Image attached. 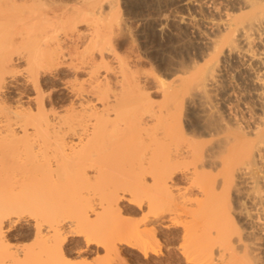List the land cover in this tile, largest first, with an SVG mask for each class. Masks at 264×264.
<instances>
[{
  "label": "bare ground",
  "instance_id": "1",
  "mask_svg": "<svg viewBox=\"0 0 264 264\" xmlns=\"http://www.w3.org/2000/svg\"><path fill=\"white\" fill-rule=\"evenodd\" d=\"M120 1L0 0V264H264V0Z\"/></svg>",
  "mask_w": 264,
  "mask_h": 264
},
{
  "label": "rangeland",
  "instance_id": "2",
  "mask_svg": "<svg viewBox=\"0 0 264 264\" xmlns=\"http://www.w3.org/2000/svg\"><path fill=\"white\" fill-rule=\"evenodd\" d=\"M144 2V3H146L147 1V3H152L153 2V4H155L156 5V3L157 2H167V3H172V1L171 0H155V1H149V0H138V2ZM171 1V2H170ZM124 2H126V3H124ZM161 2V3H162ZM121 3L124 5V7L123 6H120L121 8H123L124 10H125V12L124 11H121V16L124 18V19H126L127 21L130 19H132L133 21H131L130 22V20L128 21V23H129V25H131V27L133 28V29H135V30H132L133 32H132V37L131 38H133L134 36V39H136V41L135 42H139L138 44L137 43H135V42H132V40H131V46H132V48H131V52H133V49L134 50H136V47L137 48H139L138 50H136V54H137V52H139V50H141L140 51V54L142 55V58L144 59V57H143V55H149V56H146L145 55V57H146V59H144L143 60V63H145V66L146 67H150V64L148 65V63H151L152 65H154V63L155 64H158L159 65V67L157 68V66L158 65H154V66H152V68H153V70L154 71H157V70H160V69H162V65L165 63V55H163L162 53H163V50H166L170 45H169V42L170 41H172V42H170V44H173L174 42H175V38H172V35L171 34H169L168 33V35H166V34H164V32H161V35H160V32H159V30H154L152 27H150V26H152L149 22H145L144 21V19L145 18H151V17H153V16H155V14H156V12H157V9H156V7H154V5H151V8H150V6L148 7V6H140L139 5V7H138V4H136L135 6H133V5H131L128 1H120V5H121ZM125 4H126V6H125ZM129 4V5H128ZM127 6H130V8L128 7V9H129V12L127 13L126 12V8H127ZM132 6V7H131ZM126 7V8H125ZM136 7V8H135ZM147 7V8H146ZM120 8V9H121ZM135 10H134V9ZM139 8H142L141 10L139 9ZM144 8V9H143ZM150 8V9H149ZM127 9V10H128ZM137 9V10H136ZM139 9V10H138ZM151 9H152V12H153V14H152V12H150L151 11ZM122 10V9H121ZM133 10V11H132ZM144 10H145V12H144ZM148 11V13H147V11ZM135 11V12H134ZM181 12H187L186 10H180ZM191 12H192V10H190ZM138 12V13H137ZM142 12H144V14H141ZM150 12V13H149ZM154 12H155V14H154ZM151 14V16H148L147 14ZM127 14H128V16H127ZM129 17V18H128ZM138 23H137V22ZM141 22V23H140ZM144 22V23H143ZM143 23V24H142ZM150 24V26H147V25H149ZM146 25V26H145ZM135 27H138V28H135ZM142 27L144 28V31H142ZM131 28V29H132ZM146 28V29H145ZM139 30V29H141V35H139V33L138 32H140V31H137V30ZM145 30H146V32H145ZM148 30V31H147ZM137 31V32H136ZM152 31V32H151ZM154 31V32H153ZM136 32V33H135ZM148 32H149V34L150 35H147L148 34ZM138 33V34H137ZM145 33V34H144ZM153 34V36H152V34ZM163 33V34H162ZM134 34H136V35H134ZM155 34V35H154ZM137 35L139 36L138 38H140V40L138 41V38H136L137 37ZM145 37H144V36ZM164 35V36H163ZM149 36V37H148ZM151 36V37H150ZM166 36H168V38L166 37ZM169 36H171V38L169 37ZM164 37V38H163ZM174 37V36H173ZM141 38H142V40H141ZM145 38L147 39V40H145ZM168 39H169V41H168ZM171 39V40H170ZM145 40V41H144ZM150 42H149V41ZM152 40V41H151ZM167 40V41H166ZM134 41V40H133ZM140 42H141V44H140ZM148 42V43H147ZM165 42H166V44L167 45H169V46H167L166 44H165ZM129 43V41L123 46V48H122V51L123 52H125L126 50H127V44ZM130 43H129V46H130ZM132 43H134V45L132 44ZM162 43H164V44H162ZM135 44H137V45H135ZM142 44H144V45H148L147 46V48H146V46H144V45H142ZM156 44V45H155ZM155 45V46H154ZM157 45H159V46H161V47H159V46H157ZM128 46V47H129ZM136 46V47H135ZM141 46V47H140ZM142 46H144V47H142ZM150 46H153V47H151L150 48ZM159 47V48H157L158 50L160 49V51H158V50H156L155 49V47ZM163 46V47H162ZM148 47H149V49H148ZM186 47V48H185ZM190 47V48H189ZM189 47H187V46H184V48H182V50L184 51L185 49H189L191 52H192V48H191V46H189ZM144 50V48H146L148 51H142V49ZM125 51H124V50ZM128 49H130V47L128 48ZM154 49V50H153ZM182 50H180V52L179 53H181V51ZM189 50L188 51H186L185 53L183 52V53H181L183 56H186L187 55V53H190L189 52ZM157 51V52H156ZM130 51H128V53H131ZM142 52H146L145 54L144 53H142ZM125 53H127V51L125 52ZM160 53V54H159ZM158 54H159V56H160V58L159 59H157L159 56H158ZM162 54V55H161ZM158 56V57H157ZM163 56V57H162ZM157 57V58H156ZM148 58V59H147ZM161 59V60H160ZM148 60V61H147ZM150 61V62H149ZM154 61V62H153ZM160 62V63H159ZM144 65V64H143ZM148 65V66H147ZM145 66H143V68L145 67ZM146 67L144 68V69H146ZM148 68L146 69V71H148L147 73H150L149 72V70H148ZM64 69V68H63ZM143 69V70H144ZM145 71V70H144ZM145 71V72H146ZM152 73V72H151ZM48 82H50V83H48ZM47 83V84H46ZM46 83L44 84V88L45 89H48V88H50L51 87V83H52V81H49V80H47L46 81ZM47 87V88H46ZM28 91V90H27ZM27 91L26 92H24V93H27ZM48 91V90H47ZM28 92H30V90L28 91ZM8 95H9V93H7ZM15 97V98H12L13 96ZM11 96V97H10ZM10 98H8V96H7V99H9V101H14V99H16V94L15 93H10ZM12 99V100H11ZM122 204L123 205H125L126 207H129L128 209H132V207L127 203V201L125 202V201H123L122 202ZM128 205V206H127ZM134 207V206H133ZM130 209V210H131ZM128 217H130V218H132V219H139L140 218V214H129V216ZM16 229H14L13 231H11V232H8V239H9V242H13L14 244H16V245H22V244H18L19 242L21 243H23L24 241H25V244L27 243V242H29V243H31V241L30 240H32V236L30 235V233L28 232V231H24V232H21V231H18V227H15ZM175 229V230H174ZM174 230V231H173ZM179 231V229L178 228H172L171 229V231L170 230H166L165 232H163L165 235L167 234L166 232H168V234H170L171 235V233L172 234H174V232H175V234L174 235H171V236H173V237H175V238H177L178 237V231ZM18 231V232H17ZM177 231V232H176ZM21 232V233H20ZM27 232V233H26ZM20 233V234H19ZM18 234L20 235V236H18ZM24 234V235H23ZM167 234V235H168ZM17 235V236H16ZM28 236V237H27ZM30 236V237H29ZM72 239H71V238ZM73 237H74V239H73ZM82 236L81 235H71V236H69V238H67L66 240H69L68 242H67V244L68 245H70L69 247H73L74 245L76 246V245H80L82 248L84 247V249H81V254L82 255H84V256H80V257H84V259H87V260H89V261H93V259H95V255H96V253H97V255H98V253H100L101 252V255H102V253H104V251H103V249H102V247L101 246H99V245H95V244H92L91 246H90V248L89 249H86V247H85V243H84V241H83V238H81ZM30 238V239H29ZM165 238V237H164ZM162 239L161 241H162V245H163V250H164V252H163V255L161 256V258H160V264H169V263H171V264H186L185 262H184V260L181 258V255L179 254V252H178V250L176 249L177 248V246H175V244H176V242H174V241H176V240H167L166 238L165 239ZM21 239V240H20ZM24 239H26V240H24ZM78 239V240H77ZM29 240V241H28ZM72 240V241H71ZM165 242H164V241ZM15 241V242H14ZM16 241H18V242H16ZM83 241V242H82ZM75 242V243H74ZM167 242V243H166ZM12 243V244H13ZM29 243H27V244H29ZM175 243V244H174ZM13 244V245H14ZM84 244V245H83ZM170 244V245H169ZM168 245V246H167ZM173 245V246H172ZM177 245V244H176ZM175 246V247H174ZM95 247H97V248H95ZM94 248V249H93ZM99 248V249H98ZM172 248H173V250H172ZM96 249H97V252H95L96 251ZM168 249H169V251H168ZM175 249V250H174ZM94 250V251H93ZM126 252H124V251ZM130 250V251H129ZM132 250L133 249H126V248H124V249H122V253H123V255L122 254H120V256H122V257H125L126 256V258L124 259V258H122L121 257V260H120V257H119V260L120 261H124V260H126L127 262H129V264H143V262H144V264H154L153 262H151L150 260H146L145 258H143L141 255H140V253H138V251H136V250H133V252H132ZM85 251V252H84ZM99 251V252H98ZM175 251V252H174ZM95 252V253H94ZM129 252V253H128ZM94 254V255H93ZM127 254V255H126ZM130 254V255H129ZM136 254V255H135ZM165 254V255H164ZM177 256V259H176V256ZM92 255H93V257H92ZM97 255H96V258H97ZM100 255V254H99ZM100 255V256H101ZM105 255V254H104ZM104 255H102V256H104ZM125 255V256H124ZM132 255V256H131ZM180 257H179V256ZM74 256L76 257V254L74 255L73 254V258H74ZM85 256H86V258H85ZM128 256V257H127ZM168 257V258H166V257ZM170 256V257H169ZM175 256V257H174ZM79 257V258H80ZM90 257H92V258H90ZM114 257H118V256H114ZM113 257V258H114ZM165 257V258H164ZM179 257V258H178ZM78 258V256H77V258H74V259H79ZM138 258V259H137ZM143 258V259H142ZM170 258H172V259H170ZM91 259V260H90ZM122 259H124V260H122ZM116 258H115V260H114V263H118V261L119 260H117V262H116ZM162 260L163 261H167V262H162ZM170 261V262H169ZM127 262H125V263H127ZM146 262V263H145ZM148 262H150V263H148ZM174 262V263H173ZM180 262V263H179ZM124 263V262H123Z\"/></svg>",
  "mask_w": 264,
  "mask_h": 264
}]
</instances>
